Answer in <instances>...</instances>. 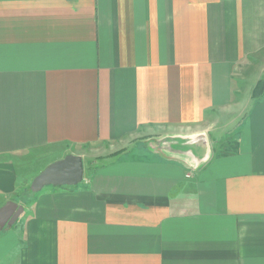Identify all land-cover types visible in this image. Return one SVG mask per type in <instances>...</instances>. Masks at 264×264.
<instances>
[{
  "label": "crops",
  "instance_id": "obj_1",
  "mask_svg": "<svg viewBox=\"0 0 264 264\" xmlns=\"http://www.w3.org/2000/svg\"><path fill=\"white\" fill-rule=\"evenodd\" d=\"M259 80L264 0H0V264H264ZM52 148L103 164L15 201Z\"/></svg>",
  "mask_w": 264,
  "mask_h": 264
},
{
  "label": "water",
  "instance_id": "obj_2",
  "mask_svg": "<svg viewBox=\"0 0 264 264\" xmlns=\"http://www.w3.org/2000/svg\"><path fill=\"white\" fill-rule=\"evenodd\" d=\"M187 145L199 148L207 152V141L204 134L189 137ZM83 161L80 156L68 154L62 159L56 160L48 165L41 173L36 175L31 184L30 190L39 192L46 186L63 187L75 186L83 180ZM23 213V207L9 201L0 208V228L12 226L17 218Z\"/></svg>",
  "mask_w": 264,
  "mask_h": 264
},
{
  "label": "rangeland",
  "instance_id": "obj_3",
  "mask_svg": "<svg viewBox=\"0 0 264 264\" xmlns=\"http://www.w3.org/2000/svg\"><path fill=\"white\" fill-rule=\"evenodd\" d=\"M221 148H223V146L220 147V145H219L217 147L218 150H220ZM55 150L56 149L52 148V149H50L47 152V154L40 155L37 159L28 161L27 164H26V167L32 169V171L37 173L36 175H38L48 165H50L51 163H53L56 160H59L58 158H56V157L52 158V156H51L52 152H54ZM82 161H83V168H84L85 172L87 171V169H89L91 167H99L100 164H103V162H99V161H95V160H93L94 162L91 161V158H90L89 155H85V158L82 159ZM95 165H97V166H95ZM83 184H84V181H81L80 183H78L75 186H78V188H79V187L83 186ZM75 186H63V187L68 189V190H71V189L77 188ZM28 188L26 189L27 191H24L21 194H18L17 196H14L13 199H15V201H17V202H19V201H28V200L32 202L33 199L38 198L39 195L41 196V195H44V194H50L52 190H56V188H59V187L46 186V187L42 188L39 192H36V193L32 192ZM12 226H14V225H12ZM9 227L10 226H6L5 229H8Z\"/></svg>",
  "mask_w": 264,
  "mask_h": 264
},
{
  "label": "trees",
  "instance_id": "obj_4",
  "mask_svg": "<svg viewBox=\"0 0 264 264\" xmlns=\"http://www.w3.org/2000/svg\"><path fill=\"white\" fill-rule=\"evenodd\" d=\"M259 86H260V89H259ZM261 86H262V88H261ZM263 93H264V81L259 80L253 89L252 96L257 97V96L262 95Z\"/></svg>",
  "mask_w": 264,
  "mask_h": 264
}]
</instances>
